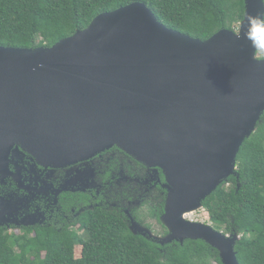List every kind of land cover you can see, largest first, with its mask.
<instances>
[{"label": "water", "instance_id": "obj_1", "mask_svg": "<svg viewBox=\"0 0 264 264\" xmlns=\"http://www.w3.org/2000/svg\"><path fill=\"white\" fill-rule=\"evenodd\" d=\"M264 0H245L237 29L202 40L166 26L141 1L98 14L52 46L0 45V163L22 147L65 167L118 147L163 173L160 244L201 239L222 264H241V235L188 214L231 175L264 114Z\"/></svg>", "mask_w": 264, "mask_h": 264}, {"label": "trees", "instance_id": "obj_2", "mask_svg": "<svg viewBox=\"0 0 264 264\" xmlns=\"http://www.w3.org/2000/svg\"><path fill=\"white\" fill-rule=\"evenodd\" d=\"M133 1L145 2L166 26L202 40L222 28L237 29L245 14V0H0V45L52 46L98 14ZM260 51L264 57V47ZM236 171L203 206L214 228L241 235V264H264V114L239 151ZM162 192L133 210L137 220L150 209L160 222ZM85 225V238L65 229L40 228L30 235L0 228V264H222L218 250L201 239L163 245L134 234L121 207H99L86 215Z\"/></svg>", "mask_w": 264, "mask_h": 264}, {"label": "flooded vegetation", "instance_id": "obj_3", "mask_svg": "<svg viewBox=\"0 0 264 264\" xmlns=\"http://www.w3.org/2000/svg\"><path fill=\"white\" fill-rule=\"evenodd\" d=\"M164 182L116 146L65 167L45 166L15 147L0 163V228L30 235L40 228L65 229L85 238L86 215L99 207H121L129 227L134 220L151 230L155 224L162 228L150 209L142 222L133 210L152 203L159 188L166 197Z\"/></svg>", "mask_w": 264, "mask_h": 264}, {"label": "rangeland", "instance_id": "obj_4", "mask_svg": "<svg viewBox=\"0 0 264 264\" xmlns=\"http://www.w3.org/2000/svg\"><path fill=\"white\" fill-rule=\"evenodd\" d=\"M262 55H263V53L259 50L258 51V56L259 57H262ZM187 218H189L191 220H194V221H201V222H205V223H208V224H212V222L210 221L209 214H208V212L205 209H200L197 212H193L191 214H188L187 215ZM139 222H142V221H139ZM161 230H162V228L158 224H155L154 227H153V229H152V231L154 233H156V234H162V231ZM80 251L81 250L78 247L77 248V255L80 254ZM211 264H216V263L211 262Z\"/></svg>", "mask_w": 264, "mask_h": 264}, {"label": "clouds", "instance_id": "obj_5", "mask_svg": "<svg viewBox=\"0 0 264 264\" xmlns=\"http://www.w3.org/2000/svg\"><path fill=\"white\" fill-rule=\"evenodd\" d=\"M254 34L264 36V28L259 27L257 22H253L252 27L247 35L250 39H252ZM253 42L255 47H264V44H259L255 40Z\"/></svg>", "mask_w": 264, "mask_h": 264}]
</instances>
